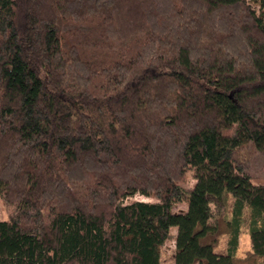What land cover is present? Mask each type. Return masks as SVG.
Instances as JSON below:
<instances>
[{"label":"trees","instance_id":"16d2710c","mask_svg":"<svg viewBox=\"0 0 264 264\" xmlns=\"http://www.w3.org/2000/svg\"><path fill=\"white\" fill-rule=\"evenodd\" d=\"M0 197V264H160L171 228L264 264V0H0Z\"/></svg>","mask_w":264,"mask_h":264},{"label":"rangeland","instance_id":"374dc122","mask_svg":"<svg viewBox=\"0 0 264 264\" xmlns=\"http://www.w3.org/2000/svg\"><path fill=\"white\" fill-rule=\"evenodd\" d=\"M249 153V152H248ZM250 155V153H249ZM252 156H255L254 153H252ZM258 158L255 160V164L257 165L258 163ZM257 172H262L260 164H258V167L256 166L255 173ZM194 184V180L188 178L186 183H183V187L188 190L192 185ZM145 200V201H153L154 199H151L149 197H145L143 195L136 194L132 197H130L126 202H130V200ZM187 205L185 203H177V205H174L172 207V211L177 213L178 212H183L186 210ZM13 207L7 206L4 202V200L0 197V220L2 219H7L10 217L11 214H13ZM249 215V211L246 209L245 214L243 217V225L240 229L239 232V240H238V245H237V253H236V258H244L247 255V252L251 249L250 246V235L248 234V228H247V217ZM176 229L171 228L170 230V235L167 239V241L161 246L160 248V264H174V235H175ZM226 240H227V235L222 234L219 236L217 245L215 246V250L217 252H224L226 249ZM236 264H242L241 262H237Z\"/></svg>","mask_w":264,"mask_h":264}]
</instances>
